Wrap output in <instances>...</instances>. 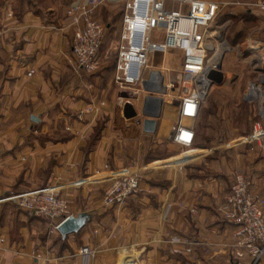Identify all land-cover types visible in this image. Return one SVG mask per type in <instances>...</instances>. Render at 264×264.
Masks as SVG:
<instances>
[{
	"label": "crops",
	"instance_id": "1",
	"mask_svg": "<svg viewBox=\"0 0 264 264\" xmlns=\"http://www.w3.org/2000/svg\"><path fill=\"white\" fill-rule=\"evenodd\" d=\"M60 1L0 0V200L55 185L72 217L87 214L89 222L64 238L50 234L45 221L15 203L1 201L0 264H89L78 255L82 247L97 250L90 264H118L120 259L122 264H237L238 227L223 221L218 209L238 173L252 174L255 189L264 196V147L242 144L228 151L217 137L203 139L198 128H214L212 114L205 121L204 107L194 123L188 121L194 125L193 145L176 144L174 128L185 119L180 120L179 102L172 104L162 86L145 88L146 94H141L143 87L120 90L114 83L116 62L106 60L103 48L98 72L75 69V29ZM112 9L101 8L99 20L109 21ZM230 20L220 13L217 30L222 35ZM106 25L111 30L110 22ZM260 30L252 42L264 60V27ZM167 56L154 57L150 67L173 78L164 74L171 71L170 61H159ZM176 62L178 70L181 61ZM213 79L214 89L224 77L218 73ZM159 99L160 117L149 133L144 123L159 112L152 101ZM262 102L261 92L247 101L254 116L251 131L262 120ZM87 108L95 110L81 115ZM177 147L185 150L177 154ZM133 166L142 176L141 192L125 206L105 207L112 174ZM79 180L86 181L77 187ZM168 196L174 206L163 221ZM173 237L192 242V252L170 243Z\"/></svg>",
	"mask_w": 264,
	"mask_h": 264
},
{
	"label": "built area",
	"instance_id": "2",
	"mask_svg": "<svg viewBox=\"0 0 264 264\" xmlns=\"http://www.w3.org/2000/svg\"><path fill=\"white\" fill-rule=\"evenodd\" d=\"M119 3L123 5V11L114 83L122 91L162 86L167 96L177 93L170 102H179L180 120L193 123L207 102L214 87L213 77L219 73L218 66L229 49L217 30L220 13L228 6L264 12V0H74L67 8V16L70 26L75 29L72 61L77 71L91 75L100 70L101 50L108 27L97 14L108 4ZM175 54L181 61L180 69L174 70L176 78H166L160 70L153 68L149 77L144 78L154 57ZM257 92L264 95L262 79L249 84L246 99H254ZM93 110L87 108L81 115ZM260 110L262 120L256 122L252 134L241 138L237 145L257 143L264 146V102ZM173 140L190 148L195 140L194 125L185 127L179 123L174 128ZM110 179L103 200L107 208L125 206L142 190V176L134 166L113 173ZM85 181L79 180L75 186L80 187ZM1 201L13 202L21 211L45 221L50 234L58 233L62 224L72 217L68 200L60 195L55 185L11 194ZM173 206L172 197L168 196L160 213L163 221H168ZM192 212L197 211L193 209ZM218 212L223 221L238 227L237 243L233 246L237 264H260L264 260V196L255 189L252 174L235 175L230 193ZM170 243L183 245L186 253H191L194 245L179 237L171 238ZM78 255L90 264L95 260L97 250L82 247ZM245 259L248 262H244ZM121 261L118 264H122ZM127 263L134 264L133 261Z\"/></svg>",
	"mask_w": 264,
	"mask_h": 264
},
{
	"label": "rangeland",
	"instance_id": "3",
	"mask_svg": "<svg viewBox=\"0 0 264 264\" xmlns=\"http://www.w3.org/2000/svg\"><path fill=\"white\" fill-rule=\"evenodd\" d=\"M225 1L228 2L229 0ZM59 3L60 5L62 4L64 8L66 7V17L68 19L67 8L71 2L64 3L63 0ZM105 7H108L109 9L110 7L113 8V13L110 14L109 21L106 22L103 20L102 23L106 25L108 22H110L112 27L111 30H108L102 48L104 57H107L106 60L114 63L117 61L118 57V44L120 35L119 25L122 22L123 5L120 3L108 4ZM234 8L235 6H228L225 7L221 12L226 18H228L229 14H232L234 17H236L235 14H237V20L235 18L231 19V22H229V24L226 26L224 35H222L223 40L224 38H227L226 40L229 42V44H227L229 49H227L225 46L227 53L226 58L223 61V68L221 70L222 73H219V75L224 77V79L219 85H216V87L211 92L209 99H207L206 104L203 106V115L205 117V121L208 118L207 116L212 114L214 119V128H209L207 124H204L203 128H198V131L203 136V139L208 136L217 137L223 141V144H226V149L228 151L229 149L237 147L236 145L239 142L233 143L234 141L241 138H246L242 136H247L253 132L251 130L254 116L250 112V106L247 104V91L250 83L259 82L261 79L264 81V60L259 58L262 57V55L258 54L259 51H257L255 48V46H257L256 43L252 42L254 41V38L258 34L259 30L264 27V25L260 23L262 15V18H264V12L259 11V13L262 14L260 15V18L259 16H255L253 14L250 16L252 20H239L238 15L241 14H239L238 10L236 9V11ZM244 13L246 12H243V14ZM101 17H103L102 14ZM261 38V40L264 41V36ZM261 43L262 45L264 44V42ZM178 57V54H175L174 56L168 55L167 58L159 60L170 61L171 63V72L165 71L164 74L176 78L175 71L177 70L178 66L176 62L178 61ZM151 64L152 63H150V65ZM152 71V68L146 70L144 72V78L146 79L149 77ZM144 91H141V94L148 93L145 89ZM170 95V100H172L173 97H177V93H171ZM188 121L189 120H184L183 126L190 127L188 125ZM183 150L185 149L177 147L176 152L178 154L183 152ZM233 251V253H235L234 249ZM235 257L237 258L236 255Z\"/></svg>",
	"mask_w": 264,
	"mask_h": 264
},
{
	"label": "water",
	"instance_id": "4",
	"mask_svg": "<svg viewBox=\"0 0 264 264\" xmlns=\"http://www.w3.org/2000/svg\"><path fill=\"white\" fill-rule=\"evenodd\" d=\"M222 68H223V64L221 63L218 66L219 73L221 72ZM149 100L150 99H147V101ZM152 101H154L157 104L159 112L155 114L154 116H148L151 118L147 119L144 123L147 129L146 131L149 133H153L155 131L156 119L160 117V109L163 105L162 99L152 100ZM88 222H89V215L87 214H80L77 217H71L64 224H62V226L59 228V233L64 238L70 234H77L86 226Z\"/></svg>",
	"mask_w": 264,
	"mask_h": 264
},
{
	"label": "trees",
	"instance_id": "5",
	"mask_svg": "<svg viewBox=\"0 0 264 264\" xmlns=\"http://www.w3.org/2000/svg\"><path fill=\"white\" fill-rule=\"evenodd\" d=\"M238 16H239V18H238L239 20L241 19V20H247L248 21L249 19H251V17H250L251 15L248 14V13H244L243 15L241 14V15H238ZM228 18H230V19H234L235 18L237 20V16L234 17L232 14H229Z\"/></svg>",
	"mask_w": 264,
	"mask_h": 264
},
{
	"label": "bare ground",
	"instance_id": "6",
	"mask_svg": "<svg viewBox=\"0 0 264 264\" xmlns=\"http://www.w3.org/2000/svg\"><path fill=\"white\" fill-rule=\"evenodd\" d=\"M253 48V47H252ZM259 48L258 47H256V50H258ZM260 58V57H259ZM260 62H263V61H260Z\"/></svg>",
	"mask_w": 264,
	"mask_h": 264
}]
</instances>
